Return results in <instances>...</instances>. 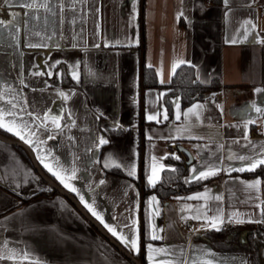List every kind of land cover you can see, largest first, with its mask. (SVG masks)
I'll return each instance as SVG.
<instances>
[{"label":"crops","instance_id":"1","mask_svg":"<svg viewBox=\"0 0 264 264\" xmlns=\"http://www.w3.org/2000/svg\"><path fill=\"white\" fill-rule=\"evenodd\" d=\"M29 2L0 0L6 25L0 26V264H133L69 200L52 193L29 153L22 148L30 161L11 142L25 145L43 173L144 264H254L243 236L251 231L247 225L264 226V178L245 174L263 165L249 171L240 157L264 159V0H37L21 6ZM181 65L192 67L201 84L219 81L220 89L184 108L179 96L169 97L168 111V90L143 87L142 68L166 86ZM28 113L40 119L33 122ZM116 129L124 135L109 137ZM100 137L108 143L99 144ZM174 146L191 155L190 180L211 179L167 202L148 195L144 231L138 182L149 184L151 176L156 184ZM2 187L21 198L38 195L19 205ZM81 195L118 233L135 234L139 250L113 236Z\"/></svg>","mask_w":264,"mask_h":264},{"label":"trees","instance_id":"2","mask_svg":"<svg viewBox=\"0 0 264 264\" xmlns=\"http://www.w3.org/2000/svg\"><path fill=\"white\" fill-rule=\"evenodd\" d=\"M142 32V31H141ZM143 87L145 88H166L167 98L165 100V105L168 111H170L171 104L169 102V97L179 96L180 105L182 108L189 106L193 102L202 100L205 96L209 95L212 92H217L220 89V83L217 80H213L210 84L204 85L199 83L195 78L194 69L187 65L179 66L174 74L172 75L170 82L166 86H161L158 84L153 71L149 68L143 66ZM66 79V76H64ZM67 80V79H66ZM1 135L5 133L0 130ZM124 131L122 129H116L112 132H109V137H122ZM173 154H170L164 158L165 168L162 170L160 178L155 186H150L147 181L142 183L138 182L139 187L143 189V203H142V222L143 226L145 224V202L146 197L150 194H154L161 202H167L172 198L185 196L197 189H200L207 183L211 178H204L198 180L189 179V164L187 163L186 156L177 150L174 146ZM20 153L30 161L26 152L18 147ZM143 164L146 163V149L143 150ZM179 157V159H176ZM111 173L123 177V173L119 170H112ZM245 176H259L264 178V165L259 167L253 172L245 174ZM50 177V176H49ZM3 190L8 191L11 195L16 197L19 201V205H24L25 203L31 201L35 196L30 198H21L12 191L7 190L2 187ZM52 193H56L55 190H51ZM40 194V193H39ZM238 226L236 228H241ZM248 228L255 229L254 232L251 231L247 234H244V239L248 244L250 252L253 254L254 264H264V226H253L247 225ZM145 231V226H144ZM237 234L239 231L237 230ZM245 232H240V234ZM138 257V254L136 255Z\"/></svg>","mask_w":264,"mask_h":264},{"label":"snow or ice","instance_id":"3","mask_svg":"<svg viewBox=\"0 0 264 264\" xmlns=\"http://www.w3.org/2000/svg\"><path fill=\"white\" fill-rule=\"evenodd\" d=\"M226 2H227V0H226ZM2 3H3V5L13 6L14 4L18 3V0H2ZM36 3H37V0H31V2L26 3V4H24V5H21V6H22V7H28V8H31V7H32L34 4H36ZM42 6H43V7H47V4H42ZM13 15H14V16H15V15H18V13H14ZM0 26H6V25H5V21L0 20ZM233 42H235V41H233ZM30 46H35V45H30ZM161 82H163V81H161ZM256 91H257V92H261L262 90H261V89H257ZM60 95L63 96L64 93H60ZM176 103H177V106H178L179 101L177 100ZM14 107H15V106H14ZM256 111H257V112H261L262 110L259 109V108H257ZM28 115H29V117L33 120V122H35V120H37V119H40L39 114H37V116H35V117H33L31 113H28ZM43 119H44V120H47V119H48L47 114H45V116L43 117ZM51 119H52L54 122H56V121L58 120V117H52ZM148 119H149V120H153V119H155V117L152 116V115H150V116H148ZM165 119H167V116H166V115H165ZM177 119H179V116H177ZM2 126H3V125H0V127H2ZM43 126H44L43 124L37 125L38 128H39V127H43ZM55 126H56V127H59V124L56 123ZM24 127H25V128L28 127V124H27L26 122L24 123ZM8 130H9V131H12L13 129H12V128H9ZM18 134H19V133H18ZM30 135H35V133H30ZM21 138H22V139H25L24 136H21ZM107 143H108V140H107V139H105V138H103V137H100V138H99V144L103 145V144H107ZM176 159H179V157H176ZM240 159H241V160H245V159L248 160V162H249V164H250V167L248 168L249 171L254 170V168L257 166V164L264 165V159L253 160V159H251V158H245V157H240ZM41 162L44 163L43 158H41ZM44 167L48 168L49 172H52L53 175L56 176V178L59 179L60 182L63 183L64 186H65L66 188H69V189H70L71 191H73V192H76V191H77V189L74 188L71 184L65 182V178H64L63 176L59 175L57 172H54V171H53V168H52L48 163H44ZM241 170H243V169H241ZM71 171H72V176L69 177V179L75 178V171H76V169L73 168ZM193 171H195V169H193ZM129 175H130V176H134V175H135V166H134V165H133V167H132V170L129 172ZM205 175H206V173H204V172H200V173H199V176H200V177H204ZM100 183L103 184L104 181L101 180ZM259 183H260V181L257 180V181H255L254 184L249 185V187H254L255 184H259ZM149 184L152 185V186H155V184H154V182H153L151 176H149ZM77 194H79V193H77ZM80 199H81L82 202L85 203V207H87V208L89 209V211H91L92 214H93L94 216H96V218H97V219H98V220L104 225L105 228L108 229L109 232L112 233L113 236H116L118 239H120L121 242H122L126 247H129V248H131V249H133V250H136V251L139 250V248H138V242H137V237H136L135 234L125 236V235H123V234H121V233H118V231H117V229H116L115 227H112V226H110L109 224L105 223L104 218H103L101 215H99V214H98V213L92 208V205H90V204H88L86 201H84V196L81 195V196H80ZM152 200L154 201V200H155V197H152ZM134 223H135V222H134ZM125 227H129V230H130V232H131L132 226H129V225L126 224ZM152 239H158V237L155 236V235H153V236H152ZM148 247L151 248V245H148Z\"/></svg>","mask_w":264,"mask_h":264},{"label":"water","instance_id":"4","mask_svg":"<svg viewBox=\"0 0 264 264\" xmlns=\"http://www.w3.org/2000/svg\"><path fill=\"white\" fill-rule=\"evenodd\" d=\"M141 65H142V58H141ZM0 139L5 141V138L2 137L0 135ZM7 141V140H6ZM11 144L15 145V146H19L21 148H23L24 150H26L31 158L32 164L36 170V172L39 174V176L41 177V179L48 184V186L55 190L57 193H59L60 195H62L63 197H65L67 200H69L76 208L77 210L81 213V215L97 230V232L103 237L105 238L112 246L115 247V249L122 254L125 258H127L128 260H130L133 264H144L142 261V257H140V259H136L134 258L129 252L125 251L123 249L122 246H120L119 244H117L113 238L95 221L93 220L89 214L80 206V204L76 201V199L70 195L68 192H66L65 190H63L62 188L58 187L56 184H54L41 170L40 166L38 165V163L35 161V159L33 158L31 152L29 151V149L23 145L21 142H11ZM179 150L183 151L184 154H186L188 161L187 163H190L191 161V155L190 153L185 150L184 148L180 147Z\"/></svg>","mask_w":264,"mask_h":264},{"label":"built area","instance_id":"5","mask_svg":"<svg viewBox=\"0 0 264 264\" xmlns=\"http://www.w3.org/2000/svg\"><path fill=\"white\" fill-rule=\"evenodd\" d=\"M262 13H264V10H262ZM184 224H185V226H188L189 225V222L186 221ZM229 225L230 226H234V223L233 222H230ZM192 233H194V231Z\"/></svg>","mask_w":264,"mask_h":264},{"label":"rangeland","instance_id":"6","mask_svg":"<svg viewBox=\"0 0 264 264\" xmlns=\"http://www.w3.org/2000/svg\"><path fill=\"white\" fill-rule=\"evenodd\" d=\"M251 229H252V228H247L246 230H248V231H249V230H251ZM254 230H255V229H252V231H253V232H254Z\"/></svg>","mask_w":264,"mask_h":264}]
</instances>
